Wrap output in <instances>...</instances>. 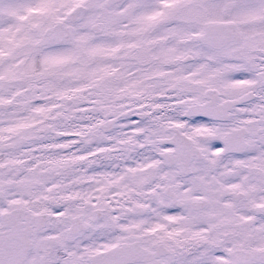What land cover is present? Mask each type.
<instances>
[{
    "label": "snow or ice",
    "instance_id": "obj_1",
    "mask_svg": "<svg viewBox=\"0 0 264 264\" xmlns=\"http://www.w3.org/2000/svg\"><path fill=\"white\" fill-rule=\"evenodd\" d=\"M0 264H264V0H0Z\"/></svg>",
    "mask_w": 264,
    "mask_h": 264
}]
</instances>
